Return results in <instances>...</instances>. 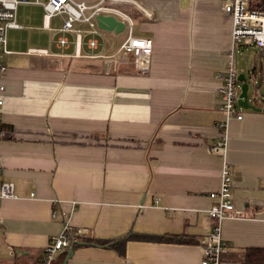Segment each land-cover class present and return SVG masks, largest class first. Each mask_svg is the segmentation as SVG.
<instances>
[{"label":"crops","instance_id":"1","mask_svg":"<svg viewBox=\"0 0 264 264\" xmlns=\"http://www.w3.org/2000/svg\"><path fill=\"white\" fill-rule=\"evenodd\" d=\"M229 1L106 2L132 16L136 36L154 41L146 75L131 57L115 66L103 58L117 51L124 29L102 30L95 19L94 34L77 23L78 41L61 31L65 16L47 25L42 5L19 6L21 28L7 32L3 58L1 180L14 185V196L0 206V264H39L65 228L81 231L67 264H201L213 223L209 196L221 182L222 160L210 147L226 121L219 75L233 50L232 17L223 9ZM62 36L65 48L57 43ZM92 38L96 49L87 45ZM242 47L247 63L238 48V77L247 78L249 103L260 110L239 109L243 119L227 123L243 217L222 222L223 259L235 262L248 249H264V49ZM166 235L192 242L158 240Z\"/></svg>","mask_w":264,"mask_h":264},{"label":"built area","instance_id":"2","mask_svg":"<svg viewBox=\"0 0 264 264\" xmlns=\"http://www.w3.org/2000/svg\"><path fill=\"white\" fill-rule=\"evenodd\" d=\"M114 0H102L96 5H88L85 2L75 0H48L41 3L40 0H0V142L6 137L3 130V120L1 117V107L4 103L3 94L5 85L3 79L7 73V66L3 63V58L9 53L7 49V32L10 29L21 28L17 23V12L20 5L36 4L42 5L45 11V23L48 25L51 18L65 16L61 31L66 34L76 33L78 41L82 35L75 29L77 23H85L90 26L96 34L95 19L98 15H110L124 23V37L121 40L117 51L107 57L109 65L127 62L131 57L135 60L139 74L146 75L150 71L152 56L154 51V41L150 38L139 37L134 34L135 22L129 13H124L118 9L106 5V2ZM251 0H230L223 9L232 17V43L233 50L229 55L230 61L227 69L219 75L221 80L220 111L225 114L226 121L220 122L218 138L210 147L213 154L218 155L222 160L221 182L219 188L210 193L213 200L208 215L212 220V230L204 238L202 243L201 264H242L230 260H224L223 255L228 251V245L222 238V222L225 219H235L243 217V212L236 209L233 197V177L231 166L227 160L228 142V121L232 118L242 120L243 115L239 112L242 108L238 105V94L240 82L237 73V52L240 46L252 45L259 49H264V11L252 10ZM91 11L90 15L87 12ZM58 46L65 48L69 44L68 39L62 36L58 39ZM87 45L91 49H96L98 41L89 39ZM33 54H46V51H30ZM3 170L2 156L0 154V206L2 202L14 196V185L1 180ZM81 231L70 234L65 228L60 236L53 237L45 248L39 264H54L56 256L67 251L75 240L73 235L80 234Z\"/></svg>","mask_w":264,"mask_h":264},{"label":"water","instance_id":"3","mask_svg":"<svg viewBox=\"0 0 264 264\" xmlns=\"http://www.w3.org/2000/svg\"><path fill=\"white\" fill-rule=\"evenodd\" d=\"M96 22L98 24V27L102 30L109 31V32H115V33H120L124 29V23L119 21L117 18L114 16L110 15H98L96 17ZM238 81L242 83L241 88H240V94L238 97V105L244 109H252V110H260L255 108L254 106L250 105L249 103V89L250 85L247 81V78L245 76H240L238 77ZM83 244V243H81ZM75 246L76 243H72L68 251L66 252V257L64 259L63 264H67L69 259L73 257L75 253Z\"/></svg>","mask_w":264,"mask_h":264},{"label":"trees","instance_id":"4","mask_svg":"<svg viewBox=\"0 0 264 264\" xmlns=\"http://www.w3.org/2000/svg\"><path fill=\"white\" fill-rule=\"evenodd\" d=\"M250 8L252 10L264 11V0H251ZM3 130L6 132V137L8 136V132L4 126H2ZM159 241L165 242H176V243H186L189 244L192 242L191 239L186 237H182V235H166L158 237ZM120 243L125 242V240H120ZM74 243V240H72ZM97 244L99 246L113 245V241H98ZM242 264H264V249L261 248H251L245 251L243 257L240 259Z\"/></svg>","mask_w":264,"mask_h":264},{"label":"rangeland","instance_id":"5","mask_svg":"<svg viewBox=\"0 0 264 264\" xmlns=\"http://www.w3.org/2000/svg\"><path fill=\"white\" fill-rule=\"evenodd\" d=\"M122 34H125V33H122ZM243 46V45H242ZM242 46H240L239 47V50H240V52H239V55H238V60H239V62L241 63H243V62H245V63H247V57H246V54H247V52L246 53H244L243 54V49H245L244 47H242ZM249 47H251V48H257V47H255V46H252V45H249ZM258 50H260L259 48H257ZM240 89V88H239ZM252 95V90H251V92H250V96Z\"/></svg>","mask_w":264,"mask_h":264}]
</instances>
